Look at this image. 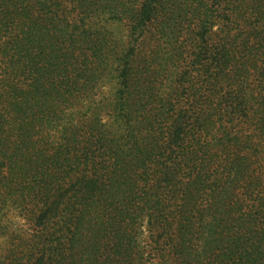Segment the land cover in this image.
I'll list each match as a JSON object with an SVG mask.
<instances>
[{
    "label": "trees",
    "instance_id": "16d2710c",
    "mask_svg": "<svg viewBox=\"0 0 264 264\" xmlns=\"http://www.w3.org/2000/svg\"><path fill=\"white\" fill-rule=\"evenodd\" d=\"M0 237V264H264V0H0Z\"/></svg>",
    "mask_w": 264,
    "mask_h": 264
},
{
    "label": "rangeland",
    "instance_id": "374dc122",
    "mask_svg": "<svg viewBox=\"0 0 264 264\" xmlns=\"http://www.w3.org/2000/svg\"><path fill=\"white\" fill-rule=\"evenodd\" d=\"M7 220L8 227L10 230H13L16 227L23 225V221H20V219L15 214L12 217H8ZM5 245V239L3 237H0V255L4 253Z\"/></svg>",
    "mask_w": 264,
    "mask_h": 264
}]
</instances>
